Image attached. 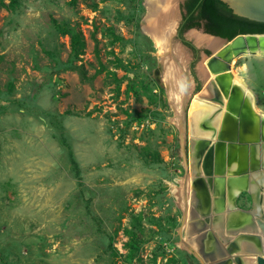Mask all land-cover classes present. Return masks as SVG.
Segmentation results:
<instances>
[{"label":"rangeland","instance_id":"rangeland-1","mask_svg":"<svg viewBox=\"0 0 264 264\" xmlns=\"http://www.w3.org/2000/svg\"><path fill=\"white\" fill-rule=\"evenodd\" d=\"M145 1L0 0V264H200L179 238L180 145L211 53L185 47L179 117L142 31ZM191 31L182 38L194 45ZM232 72L264 112V57H240Z\"/></svg>","mask_w":264,"mask_h":264},{"label":"water","instance_id":"water-1","mask_svg":"<svg viewBox=\"0 0 264 264\" xmlns=\"http://www.w3.org/2000/svg\"><path fill=\"white\" fill-rule=\"evenodd\" d=\"M220 1L233 15L264 24V0ZM193 29L217 47H202L211 53H201L210 77L183 113L179 238L200 264H264V112L255 109L251 93L232 73L234 60L264 57V34L227 41L202 26ZM241 196L248 197L249 209L238 207Z\"/></svg>","mask_w":264,"mask_h":264},{"label":"bare ground","instance_id":"bare-ground-1","mask_svg":"<svg viewBox=\"0 0 264 264\" xmlns=\"http://www.w3.org/2000/svg\"><path fill=\"white\" fill-rule=\"evenodd\" d=\"M145 9L146 14L141 27L156 51L154 54L158 62L156 77L166 89L170 103L176 107V113L181 117L179 108L182 97L189 88L188 65L191 56L182 43L174 40L180 18L179 0H146ZM187 37L198 47L205 46L210 49L217 47L213 40L203 36L200 32L191 31ZM197 73L205 83L210 77L203 62L198 64ZM234 77L251 93L255 106L257 97L241 78L236 75Z\"/></svg>","mask_w":264,"mask_h":264},{"label":"trees","instance_id":"trees-1","mask_svg":"<svg viewBox=\"0 0 264 264\" xmlns=\"http://www.w3.org/2000/svg\"><path fill=\"white\" fill-rule=\"evenodd\" d=\"M182 14L178 35L185 47L190 49L197 57V50L188 42H185L182 35L185 31L202 26L206 34L216 36L227 41L239 34H264V24L249 21L232 14L231 10L220 0H185L182 7ZM73 50H77L79 40L77 36L71 39ZM206 54H208L205 51ZM193 65H191V69ZM199 88L196 89L198 92ZM140 218L134 219L133 229L125 230V235L129 238L126 247L130 257L134 256L141 243L137 236Z\"/></svg>","mask_w":264,"mask_h":264},{"label":"crops","instance_id":"crops-1","mask_svg":"<svg viewBox=\"0 0 264 264\" xmlns=\"http://www.w3.org/2000/svg\"><path fill=\"white\" fill-rule=\"evenodd\" d=\"M238 206L243 209L249 208V203L246 199H243V197L238 201Z\"/></svg>","mask_w":264,"mask_h":264},{"label":"flooded vegetation","instance_id":"flooded-vegetation-1","mask_svg":"<svg viewBox=\"0 0 264 264\" xmlns=\"http://www.w3.org/2000/svg\"><path fill=\"white\" fill-rule=\"evenodd\" d=\"M181 21V20H180ZM180 21H179V24H178V26H177V28H176V34H178V30H179V25H180ZM178 37H179V35H178ZM191 51V50H190ZM192 52V51H191ZM193 54V53H192ZM198 54H199V51H197V57H198ZM209 55V54H208ZM196 57V56H195ZM243 197V199H246L247 201H248V203H249V199H248V197L247 196H241L240 197V199ZM239 199V200H240ZM239 207V206H238ZM249 207H250V203H249ZM249 209V208H248Z\"/></svg>","mask_w":264,"mask_h":264}]
</instances>
